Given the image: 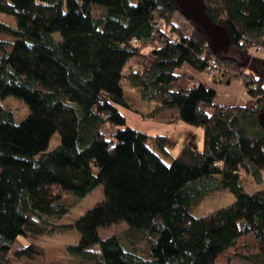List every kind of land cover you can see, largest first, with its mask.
<instances>
[{"label":"trees","instance_id":"1","mask_svg":"<svg viewBox=\"0 0 264 264\" xmlns=\"http://www.w3.org/2000/svg\"><path fill=\"white\" fill-rule=\"evenodd\" d=\"M200 5L203 19L186 33L177 0H0L17 24L0 22L9 38L0 39V99L30 111L18 123L0 104V264H12L21 235L43 234L37 223L72 212L66 196L78 204L99 186L105 201L77 220L80 242L68 249L80 264H264V66L260 77L249 72L252 50H264V0ZM211 60L210 85L184 70L204 74ZM239 80L248 102L216 105L215 87ZM126 88L203 130V150L184 144L167 166L170 138L129 126L125 110L145 113ZM56 134L61 144L47 152ZM244 175L258 190L246 192ZM208 190L236 202L194 216ZM122 222L120 235L99 237ZM13 254L35 260L31 247Z\"/></svg>","mask_w":264,"mask_h":264},{"label":"rangeland","instance_id":"2","mask_svg":"<svg viewBox=\"0 0 264 264\" xmlns=\"http://www.w3.org/2000/svg\"><path fill=\"white\" fill-rule=\"evenodd\" d=\"M177 2L180 8L175 16V25L182 28L186 33H190L192 30L198 27V20H196L195 16H193V7L192 5L187 4L185 0H177ZM1 21L11 26L17 25L15 24V20L13 17H8L4 14H0V22ZM1 38L9 40V38L3 34L0 35V39ZM144 52V54L147 56L145 57V62L149 63L151 56L149 47L145 48ZM254 57L257 61H254V63L250 65L249 72L253 73L256 77H260L263 74L262 69L259 67L257 62L264 66V50L255 52ZM134 59L135 58L129 61V64L124 70V74L127 73V69L131 65L133 66L135 64V62H133ZM185 72L187 71L185 70ZM198 77L199 78L196 77V81H198L199 83L201 82L207 83L209 85L211 84L210 80L212 77L204 76V74ZM125 94L128 97L129 103L131 104V106H133V108L139 106L140 98L136 92L126 88ZM0 104L11 108L12 112L15 113V120L18 123H21L22 121L27 119L28 115L30 114L27 103L24 100L18 99L16 97H8L4 100L0 99ZM144 116L145 115H143V117ZM149 116L151 117V115ZM149 116L146 115L144 119ZM163 119L164 118L162 117V120ZM187 141L190 142L189 144L193 145L197 149H200V151L203 150V130L197 129L196 134L192 135V137H184V140H182L179 145L174 143V145L170 144L172 146H168L170 150V155L161 157V159H163L164 163L167 166L171 165V163L181 152L182 146ZM60 144V135L56 134L50 141V146L47 149V152L54 150L55 148L60 146ZM149 147L154 152H156L155 144L152 140L149 142ZM158 155L160 156L161 154ZM96 172L97 168L95 167L94 173ZM244 178L246 179L247 183L244 187L246 192L249 193L258 190L251 177H247L244 175ZM104 201L105 195L103 186H99L93 193L88 195V197H86L78 204H76L71 197L66 196L64 198V202L68 205L73 206L72 212L69 215L65 216L63 220L54 222L52 226H48L43 221L37 223L38 226H36V228L38 230H41L42 232L44 231L41 235L34 236L30 233L27 234V236L21 235V237H19L15 242L16 244L13 248V251L11 252L13 259L12 264H25V257L19 259L18 257H15L13 253L22 249H27L29 247H31L35 253V260H33V264H80V260L78 258L76 259L75 257H73L70 251H68L69 247L75 246L80 242L81 234L76 228L75 223L77 222V220L80 219V217L86 215L88 211L95 208L97 204H101ZM194 202L195 203L192 207L191 212L194 216L204 217L206 215L214 213L218 209L228 208V206L233 205L236 200L233 194L228 190L216 191V193L211 190H208L203 194V196L196 197L194 199ZM127 228L129 227L125 222L119 223V225H114L108 228H101L99 229V237L101 239H105L109 236L120 235V233L125 231ZM235 264L242 263L236 261Z\"/></svg>","mask_w":264,"mask_h":264},{"label":"crops","instance_id":"3","mask_svg":"<svg viewBox=\"0 0 264 264\" xmlns=\"http://www.w3.org/2000/svg\"><path fill=\"white\" fill-rule=\"evenodd\" d=\"M185 70L188 73L190 72L195 79L196 77L199 78L198 76L203 75L197 74L190 69ZM215 90L218 92V98L214 101L216 105L234 108V106H244L245 103L248 102V96L243 89L242 81L240 80L234 81L230 86H217L215 87ZM139 102L140 104L139 106H136V108L145 113V115H151V117L149 116L144 119L140 114H134L125 110L123 114L127 117L130 127L136 130L138 129L146 134L169 137V146H171L170 144L179 145L181 141L184 140V137H192V135L196 134L197 129L193 126H188L181 122L177 124L173 123V121H171L173 115L170 111H162V109L154 103H145L141 100ZM162 117L164 118L163 120ZM189 143L190 142L187 141L185 144Z\"/></svg>","mask_w":264,"mask_h":264},{"label":"water","instance_id":"4","mask_svg":"<svg viewBox=\"0 0 264 264\" xmlns=\"http://www.w3.org/2000/svg\"><path fill=\"white\" fill-rule=\"evenodd\" d=\"M185 2H187V4L192 5V7H193V9H192L193 10V16H195V19L198 20V24H199L201 19H203L202 12H201L200 0H185ZM224 39H225L224 37L220 36L219 40L221 42H223ZM259 122H260L262 128L264 129V112L259 117Z\"/></svg>","mask_w":264,"mask_h":264},{"label":"built area","instance_id":"5","mask_svg":"<svg viewBox=\"0 0 264 264\" xmlns=\"http://www.w3.org/2000/svg\"><path fill=\"white\" fill-rule=\"evenodd\" d=\"M136 42H138V41H136ZM257 49L259 50L260 48L254 49L253 52H256ZM218 74H219L218 64H217L216 60H211L210 63L208 64L207 68H206V72L204 73V75L207 77H216Z\"/></svg>","mask_w":264,"mask_h":264}]
</instances>
